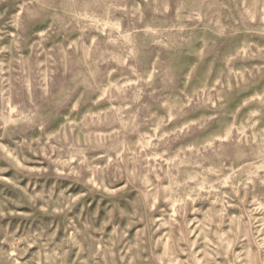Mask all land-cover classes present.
I'll use <instances>...</instances> for the list:
<instances>
[{"label":"rangeland","instance_id":"rangeland-1","mask_svg":"<svg viewBox=\"0 0 264 264\" xmlns=\"http://www.w3.org/2000/svg\"><path fill=\"white\" fill-rule=\"evenodd\" d=\"M73 2L39 50L45 25L13 47L24 0L0 3V264H264V0ZM36 63L59 103L29 98ZM106 165L93 189L85 169ZM125 169L175 177L179 199L145 219Z\"/></svg>","mask_w":264,"mask_h":264},{"label":"clouds","instance_id":"clouds-1","mask_svg":"<svg viewBox=\"0 0 264 264\" xmlns=\"http://www.w3.org/2000/svg\"><path fill=\"white\" fill-rule=\"evenodd\" d=\"M3 0H0L2 3ZM22 9L23 15L21 13H17L14 17L9 21L12 27L18 29V33L12 34L14 36L13 47H15L16 41L22 42V37L24 33L34 25H45V27H41L36 29L33 32L34 37H38L39 39L33 40L32 47L34 49H42L44 46L45 41L55 37L56 39H60V37L69 30L70 24L67 22V17H72L75 20L77 13L74 11L75 4L73 0H24V3L19 5ZM2 18V17H0ZM2 30V28H0ZM73 46L74 45H70ZM6 51H13V48H7L4 46H0V53H4ZM44 54L37 51L34 55ZM19 62V61H14ZM27 64V61H24ZM50 63V61H45V65ZM11 70V69H10ZM23 70V68H22ZM35 76H33L32 68L29 69V74L24 78L22 81L23 87L29 89V98L31 95V91L33 87L38 89V102L40 106L50 105L59 103L54 100L52 96H50L48 92V73L43 70V66L39 63H36L34 66ZM111 73H109L110 75ZM91 86V85H90ZM60 93H57L59 95ZM76 99V97H73ZM39 108L37 105H33L31 108L26 106H22L21 112L18 114L17 120L21 123L32 124L34 122L39 121ZM151 119V116H149ZM134 125L133 130H135V121H132ZM39 126L43 127V123H39ZM154 130H158L154 129ZM145 143L143 147H147L148 145V138L145 136L143 137ZM86 144H91L92 142L89 140L85 141ZM95 146V145H93ZM102 146V145H100ZM87 149H78L72 155L74 158L79 159L83 156L84 151ZM142 150V149H141ZM109 151L116 152V159L113 161L114 167H119L122 163L121 158L124 157L125 148L122 144L117 145L109 149ZM128 151H131L128 149ZM153 159L157 157L153 156ZM134 157H128L129 162H131ZM71 161H69L70 163ZM84 161L81 160V163ZM107 165L104 169H96L92 167H88L85 171L93 172L94 178L89 179L86 183L93 185V189L95 187L96 179H100L101 182L103 177L101 173L107 170ZM127 172L128 182L133 188H137V196H132L128 203L130 206L136 207L138 211H140L141 215L145 219H150L152 215V209L155 206V201L158 199H166V202H172L176 199H179L178 189L180 185L176 183V178L171 177V183L168 187H164L162 184L154 183L152 179H150L152 173H149L147 176L141 178L136 174V170L132 169L131 171ZM74 173H70L73 175ZM171 174L170 172H165L164 176L169 177ZM187 181L184 182L185 186L187 185ZM137 185L139 187H137ZM64 190H61V194ZM131 192V189H130ZM165 193H170L166 198L164 196ZM193 194L196 195V198L199 199V193L196 189H191L188 192L184 193L185 200L190 198ZM61 210H63V202H60ZM55 210V209H54ZM164 209H161L163 212ZM196 211V209H193ZM151 223H155V221H150Z\"/></svg>","mask_w":264,"mask_h":264}]
</instances>
